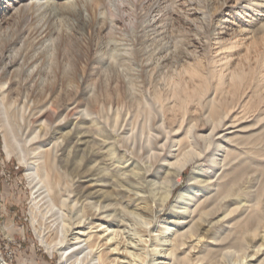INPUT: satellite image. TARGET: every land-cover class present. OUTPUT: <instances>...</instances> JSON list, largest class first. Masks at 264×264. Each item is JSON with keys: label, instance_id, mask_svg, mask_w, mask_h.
<instances>
[{"label": "bare ground", "instance_id": "1", "mask_svg": "<svg viewBox=\"0 0 264 264\" xmlns=\"http://www.w3.org/2000/svg\"><path fill=\"white\" fill-rule=\"evenodd\" d=\"M101 1L0 0L3 150L8 158L17 153L20 163L27 166L32 205L46 202L49 207L51 217L45 214L46 223L32 222L37 225L39 242L51 255L59 254L58 264H264L262 175L257 177V170L240 163L239 195L246 202L240 211L238 206L227 209L234 200L232 184H219L235 162L226 159L228 147L249 129L241 126L245 117L240 107L251 100L254 90L251 94L244 89L231 106L219 94L225 81L233 89L230 99L236 93L235 82L242 76L228 62L242 48L248 50L247 38L264 32V21L243 20L237 37L214 38L208 62L214 69L209 70L215 84L212 90L201 87L205 76L200 79L202 65L197 55L186 45L146 36L144 20L139 26L141 35L129 44L122 47L121 41L114 40L108 43L111 46L96 45L93 55L92 38L79 31L81 25L58 23L62 15L82 16L87 7L96 13ZM98 21L94 15L93 22ZM81 27L89 31L93 25ZM37 44L42 45L40 51L28 57ZM41 54L53 69V80L61 74L57 80L62 83L69 71L64 76H69L66 87L72 97L58 105L52 94L57 82H52L44 89L41 107L24 108L29 96L19 84L16 96H10L13 74L20 72L26 80L35 81ZM101 61L107 63V75L120 83L110 92H97L102 79L87 83L92 63ZM182 99H189L194 107L183 106ZM177 104H181L179 109ZM10 105L21 112L16 126L9 116ZM197 114L203 125L198 124ZM128 160L137 163V171L129 172L121 165ZM195 160L206 161L199 175L205 178H190L189 192L182 206H176L180 211L166 208L186 166ZM74 172L79 176H73ZM149 177L155 179L153 184ZM195 187L206 190H191ZM157 188L161 190L156 193H163L159 198L155 197ZM217 192L221 193L218 197ZM117 204L120 224L105 214ZM219 209L223 215L217 218ZM237 216L242 220L234 221ZM50 230H55V237L48 241Z\"/></svg>", "mask_w": 264, "mask_h": 264}, {"label": "rangeland", "instance_id": "2", "mask_svg": "<svg viewBox=\"0 0 264 264\" xmlns=\"http://www.w3.org/2000/svg\"><path fill=\"white\" fill-rule=\"evenodd\" d=\"M239 1L240 0H103V7L100 6L96 13L87 7V10L83 12L82 16L62 15L58 23L65 26L67 24L69 27L73 24L77 27L80 25L84 27L85 24L91 23L93 25L92 29L90 28L88 31V29L84 28V31L80 26L79 31H83L82 34H87L88 38H92L90 53L93 55L96 45L103 46L114 40L118 43L121 41L122 47L129 44L131 39H135L136 35H141L142 28L139 26L142 25L141 21L144 20L143 24L146 27L142 30L145 31L146 36L155 39L162 38V41H170V43H174L175 41L180 45H186L190 51L192 50V52L197 55V59L201 60L200 64L202 65V70L200 72L202 77L200 79L205 76L204 85L201 87L214 90L215 84L211 80L212 73L209 71L214 69L212 67L213 65L208 66V62H210L212 57V42L214 38H220L221 36L225 39L234 38V36H236L235 33H237L241 27L243 28V26H241L243 20H247L246 22L249 23L251 21H264V0H259V2L262 3L261 5H253L258 0L240 1L242 4H245L244 8L238 4ZM100 2L102 1L100 0ZM101 10L102 15L100 14ZM94 15L99 19L98 22H93ZM64 21L65 23H63ZM34 22H36L35 16H33L32 19V23ZM7 25H9V23ZM111 26L114 27L111 28ZM248 36H250V34H248ZM189 42L194 45L188 46ZM245 42L249 43L248 50L242 48L235 54V57L233 56V59L228 62L229 67L242 76V80L235 82L234 88L237 87L236 93L230 99L233 94V89L230 88L231 84L225 81V85L219 94V96L224 99V103L231 106L236 102L238 97L243 94L244 89L247 88L249 92L254 90L253 94L250 92L252 94L251 100L240 107V110L243 109L245 117L241 126L249 129L243 132L239 137H236L233 141V145L228 147L226 159L227 161L235 160V162L225 171V176L219 179V184L226 182L232 184V189L230 191L232 193L231 197H233L234 200L232 202L233 204L231 203L227 209L238 206V211H240L242 204L246 203L239 195L242 186L241 177L238 172L240 163L244 162L251 170H257V177L262 175L261 180L264 179L263 30L253 33ZM108 45L111 46V44ZM41 48L42 45L37 44L34 49L30 50L27 56L29 57L33 53L40 51ZM39 60L40 63L36 70L35 81L26 80L25 75H22L20 72L13 74L14 84L11 86V89L14 92L10 96L13 98L16 96L15 90L19 84L22 89L21 91H24L23 93L26 92L29 96V103H26L24 108L32 106V108L38 109L41 107L44 102V89L50 86L52 82H57L56 88L52 91V94L56 97L57 103H59L58 105H61V103H64L67 99L72 97L69 86L66 87L69 76H67V78L64 76L67 75L69 71L63 74L61 83L57 80L61 74H59L60 76H58L57 79L53 80L51 71L53 69H49L50 66H48V62L43 54H41ZM104 61L92 63L87 81V83H89L97 79H102V84H100L97 89L99 93H101L102 90L110 92L117 84H120L115 76L107 75L109 74L105 69L107 63ZM204 62H206V64H204ZM79 64L81 65L82 63L80 62ZM103 70L107 71L104 75L101 74ZM195 79L199 80L197 78ZM174 80L178 81L176 77H174ZM59 83L63 85L60 86ZM201 83L202 82H200V84ZM8 100H10L8 97L4 99L5 105L9 104ZM189 103V99L186 101H183V99L181 100L183 106ZM177 105L179 109L181 106L179 104ZM189 106L191 108L194 107L192 104H189ZM12 108H14L13 105H10L8 112L11 119L13 118V123L16 126L21 112L19 108ZM198 110L200 109L198 108ZM197 117L198 124L203 125L204 121L200 119L198 114ZM60 127L63 131L67 129L64 122H62ZM247 140H249V142L246 143ZM240 146L246 147V149L241 152L238 148ZM113 156L115 157V154ZM184 156L185 155H182V157ZM119 160L122 161V159ZM205 163L206 161L195 160L186 166L179 184L174 188L166 203V208L170 210H181L176 206H182L183 197H185L186 192H189L187 186L188 183L192 181L190 178L192 176H196L197 179L205 178L199 176ZM123 164L130 170L129 172L137 171L139 167L137 163L132 160L121 163V165ZM27 171V166L20 163L17 153L12 154L10 158L7 157L3 150V137L0 131V264H4V262L7 264H58L59 254L54 252L51 255L39 242L35 233L34 229L37 225L32 224L33 220L37 219V223H39L38 221H44V223H46L48 220H45V214H47V219L51 217V215L50 211H48L49 207L46 202H43V205H32V188L27 178ZM74 174L79 176L75 172L72 173L73 176H75ZM234 175H236V180L232 181L231 179ZM147 180L153 184L155 179L149 177ZM166 180H168L167 177L164 178V181ZM159 181H161V179L158 180V182ZM158 185L159 184H156L155 186ZM159 189L160 188L154 190L156 198H159L163 194L156 193ZM195 189L200 192L206 190L204 187H195L191 190ZM216 195L218 197L221 193L217 192ZM112 201L117 202L116 199ZM119 207L118 204L112 206L105 214L110 213V217H112V219L116 218L114 220L120 224L122 218L120 219V217H118ZM130 209H132L131 206H129L128 210ZM83 211L84 217H87L88 214H86V209L84 208ZM158 215L160 217L162 216L161 214ZM222 215V209H219L217 218H220ZM244 215L245 214L241 215V218ZM240 219L239 216H237L234 221ZM41 222V225L44 224ZM49 232L51 234L48 233V241L55 237V230H50ZM93 233L94 232L91 234ZM199 234L201 236L204 235L202 231H200ZM260 234H264V232L260 231ZM103 253H105V251ZM105 255L107 256L108 254Z\"/></svg>", "mask_w": 264, "mask_h": 264}]
</instances>
